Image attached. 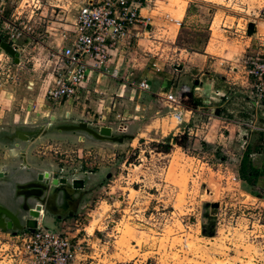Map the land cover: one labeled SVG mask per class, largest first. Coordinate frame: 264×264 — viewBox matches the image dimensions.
Segmentation results:
<instances>
[{
  "label": "rangeland",
  "instance_id": "obj_1",
  "mask_svg": "<svg viewBox=\"0 0 264 264\" xmlns=\"http://www.w3.org/2000/svg\"><path fill=\"white\" fill-rule=\"evenodd\" d=\"M85 1L6 0L5 16L18 13L34 34L48 36L45 30L69 26ZM141 14L148 19L118 48L119 72L126 70L125 76L96 80L93 74L64 109L42 99L52 68L44 48L18 39L16 64L0 49V206L18 219L24 215L14 183L22 180L26 165L40 172L65 166L74 176L84 170L89 196L77 215L54 221L48 213L43 226L73 236L93 223L89 242L96 254L90 264H264V179L249 187L237 174L245 144H256L248 128L264 130L258 119H264V97L256 102L253 78L245 73L248 62L264 63V0H152ZM143 74L152 86L166 78L171 88L181 82L190 89L200 86V99L209 91L224 98L198 107L185 99L191 113L184 112L185 121L176 125L169 104L131 98L128 85L146 80ZM78 122L95 131L108 127L111 135L97 139L84 130L60 129ZM120 136L121 142L113 139ZM164 146V158L157 157ZM125 159L134 160L135 169L127 172L121 165ZM260 159L251 156L255 165ZM131 181L138 205L153 183L160 185L150 192L163 201H150L143 214L128 206L120 218L119 193ZM165 192L173 202L165 201ZM81 214H88L86 220L77 219ZM1 231L0 264H13Z\"/></svg>",
  "mask_w": 264,
  "mask_h": 264
},
{
  "label": "built area",
  "instance_id": "obj_2",
  "mask_svg": "<svg viewBox=\"0 0 264 264\" xmlns=\"http://www.w3.org/2000/svg\"><path fill=\"white\" fill-rule=\"evenodd\" d=\"M151 1L87 0L77 6L75 17L69 26L63 25L55 33L45 30L48 35L45 36L40 33L34 34L26 22L21 20L18 13L14 12L5 16L6 0H0V40L3 39V42L15 51V41L20 38L26 41L25 46L32 45L46 50V59L52 68L50 83L46 86L42 99L51 107L60 106L66 102H74L79 97L92 72L97 75L108 74L113 79L118 78L119 69L117 67H112L110 71L107 70L110 57L112 53L118 52L122 40L129 39L131 30L148 19L147 16L141 14V11L147 8ZM48 37L57 38L58 42L50 44ZM245 73L253 78L251 86L256 102L261 101L264 97V63L248 62ZM129 85L137 90L147 89L146 80L138 83L131 82ZM188 93L189 88L181 85L176 92L165 93L162 97L163 101L169 104V115L176 125L184 122L183 114L186 109L183 101ZM62 117L67 119L68 112L64 111ZM139 152L143 153L144 150H139ZM154 154L164 158L166 153L161 154V151H157ZM126 161L127 159L121 164L126 171V168L130 167L135 169L134 160ZM131 184L132 181L129 186ZM159 185L153 183L149 186V191L140 205H138L140 199L138 190L133 189L132 186L129 189L124 188L125 191L119 193L124 207L116 210L117 213H122L119 215L120 218H123L125 210H129L128 206H131L130 210L135 208V212L142 211L143 214L147 211L150 201L153 203L163 201L155 198V194L150 192L153 190L156 193L158 189L156 186ZM21 188H18V191L24 189ZM130 191L135 194L130 195ZM165 195H167L166 202L174 201L173 198L168 200L173 197L171 193L165 192ZM85 215L88 216V214ZM86 216L82 218L81 214L77 219L86 220ZM35 221L36 226L31 230L22 228L9 232L1 231L5 235L4 244L10 248L13 264H73L74 262L90 264L93 262V256L96 253L93 244L89 242L91 234L86 233V227L77 229L75 234L70 236L68 233L56 232L43 226L41 211ZM79 231L83 234H79ZM146 261L143 264H150V261L148 263Z\"/></svg>",
  "mask_w": 264,
  "mask_h": 264
},
{
  "label": "flooded vegetation",
  "instance_id": "obj_3",
  "mask_svg": "<svg viewBox=\"0 0 264 264\" xmlns=\"http://www.w3.org/2000/svg\"><path fill=\"white\" fill-rule=\"evenodd\" d=\"M73 170H70V168L66 169L65 166H55L54 171L37 172L33 179H28L20 183L24 186V189H21H23L25 194H20L17 197L20 198L22 210L25 213L19 216V219L21 221L27 219L29 211L37 208V215L41 211L44 219L45 214L49 213L54 221L63 218L70 219L77 215L78 209L81 208V205L89 196V190L84 183V179H87L88 172L84 170L78 172L75 170L78 173L77 176H74L72 173ZM81 175H84V178L80 177ZM75 179L82 181L81 188L75 189L71 187V183ZM30 200H33L31 207L28 206ZM47 201H52L53 211H48L45 208Z\"/></svg>",
  "mask_w": 264,
  "mask_h": 264
},
{
  "label": "crops",
  "instance_id": "obj_4",
  "mask_svg": "<svg viewBox=\"0 0 264 264\" xmlns=\"http://www.w3.org/2000/svg\"><path fill=\"white\" fill-rule=\"evenodd\" d=\"M48 42V41H47ZM58 42V40H57V38H54L53 40H50L49 41V43L50 44H52V43H57ZM119 52H114V53H112V56L110 57V62L108 63V65H107V70L108 71H110L111 69H112V67H117L118 69H119ZM117 56V57H116ZM113 62V65H110L111 63ZM120 71V70H119ZM125 73H127L126 72V70H122V72L120 73V72H118V78L117 79H114V80H119L120 78H122L123 76H125ZM93 74L96 76V80H99L100 79V77H103V76H109L108 74H103V75H97L95 72H92V73H90L89 74V77H88V79H87V81L90 79V77L91 76H93ZM94 76V77H95ZM143 76H145L147 79H146V82H147V89L146 90H137V89H133V88H131V86L130 85H128L127 83V85L128 86H130V87H128L129 88V91H130V95L132 96L131 98H133L134 97V99L136 98L137 99V102H139L140 101V99H141V102H143L142 104H146V105H155V102H163V99H162V97L164 96V94L165 93H171V92H173L175 89H177L179 86H181V85H185L183 82H181L179 85H176V86H174V87H168V84L165 82V81H168V79H164V81H162V82H160L158 85H154V86H152V84H151V80H150V78H149V75L148 74H143L142 75V77ZM110 77V76H109ZM140 77H141V75H140ZM113 79V78H112ZM142 80H145V79H142ZM180 81H183V78L182 77H180ZM213 80H212V78H210V82H212ZM125 82L126 81H124V82H122V84H120V86H119V89H118V91H123V89H125ZM131 83V82H130ZM129 83V84H130ZM185 86H187V85H185ZM200 89V86L198 87V86H193L192 87V89H190L189 88V95L187 94V96L185 97V99L187 100V102H222V100H223V98H224V96L221 94V95H219L218 96V99H216L215 98V92L216 91H214V94L212 93V91H209L208 92V94H205L204 95V97H202L201 99H200V96L202 95V94H198L196 91H198ZM227 89H229V87H227ZM211 90V89H210ZM117 96H120V94H117ZM188 96L190 97L189 99V101H188ZM206 97H207V99H206ZM135 99V100H136ZM184 99V100H185ZM205 99V100H204ZM210 100V101H209ZM212 100V101H211ZM137 102H135V107H137ZM71 103H73V102H71ZM70 102H66V103H64L63 105H60L59 107H61V109L63 108H65V107H67V105L68 104H71ZM76 104L78 103V102H75ZM104 103H106V102H104ZM199 103H198V105H196L197 107L199 106ZM141 104V105H142ZM140 105V106H141ZM186 109V108H185ZM68 112L69 110H65V112ZM195 111V110H194ZM185 113H188V114H190L191 113V110H186V112ZM168 114H169V110H168ZM190 117H188L187 119H186V123H187V121H188V119H189ZM183 119H184V114H183ZM185 121V120H184ZM253 128V129H252ZM256 129H254V127H249L248 128V136L250 137V133L252 132V131H255ZM191 133V132H190ZM187 135L189 134V132H187L186 133ZM244 149V148H243ZM243 152V151H242ZM242 154V153H241ZM252 155H254V154H252ZM251 155V156H252ZM240 159V158H239ZM27 166V168H26V170H24V172H23V175H22V180L20 181V182H23V181H26V180H28V179H33V177H34V175H35V173H37V172H40V170H38L37 171V167H33L32 165H26ZM34 170V171H33ZM20 182H19V184H20ZM18 184H15L14 183V186L16 187ZM13 186V187H14ZM15 197H17V195H14ZM8 210H10V209H8ZM10 211H12V212H15V211H13V210H10Z\"/></svg>",
  "mask_w": 264,
  "mask_h": 264
},
{
  "label": "water",
  "instance_id": "obj_5",
  "mask_svg": "<svg viewBox=\"0 0 264 264\" xmlns=\"http://www.w3.org/2000/svg\"><path fill=\"white\" fill-rule=\"evenodd\" d=\"M247 35L252 34L253 29H252V24L248 25L247 27ZM0 49L2 51H5L13 60V63L16 64L18 62V53L11 48L7 43L3 42L0 40ZM61 130H68V131H74L76 129L78 130H84L87 133L91 134L93 137L97 139H101L103 137H107L111 135V129L108 127H100L97 129V131L88 128L86 123L84 122H78L76 124H70V125H62L60 126ZM19 137V135H18ZM113 139L121 142L122 141V136L120 137H114ZM2 174L0 173V176ZM55 183V182H54ZM23 188L24 186L17 185L15 187L16 189V194L15 195H20V194H25L23 190L18 191V188ZM72 188H81L82 187V181L80 179H75L71 183ZM52 201H47L45 203V208L48 211H53V206H52ZM38 209V208H37ZM30 210L29 211V216L27 219L24 220V224L22 225L19 221V219L7 208L0 206V230L2 231H15V230H21L22 228L26 229H33L36 226V221L35 218L37 217V212L36 210ZM4 218H7L9 221L5 222Z\"/></svg>",
  "mask_w": 264,
  "mask_h": 264
},
{
  "label": "trees",
  "instance_id": "obj_6",
  "mask_svg": "<svg viewBox=\"0 0 264 264\" xmlns=\"http://www.w3.org/2000/svg\"><path fill=\"white\" fill-rule=\"evenodd\" d=\"M3 41V39H2ZM189 95V94H188ZM190 96V95H189ZM188 96V101L190 100ZM199 102H193L192 105L196 106ZM261 123L264 122V119L260 116L258 117ZM250 137L254 138L256 144L248 142L245 144L243 152L240 156L237 168V174L239 179L245 183L247 186H254L259 179H264V130H255L250 133ZM167 146L163 147L161 152H166ZM256 154L261 156V164L255 165L251 160V155ZM252 194V192H250ZM205 230L202 229V234ZM212 229L209 231L207 236L212 235Z\"/></svg>",
  "mask_w": 264,
  "mask_h": 264
},
{
  "label": "bare ground",
  "instance_id": "obj_7",
  "mask_svg": "<svg viewBox=\"0 0 264 264\" xmlns=\"http://www.w3.org/2000/svg\"><path fill=\"white\" fill-rule=\"evenodd\" d=\"M93 225H94V224L92 223L91 226L87 228V231H88L90 234L92 233V231H93V229H94V228H93ZM85 231H86V228H85ZM87 231H86V233L89 234Z\"/></svg>",
  "mask_w": 264,
  "mask_h": 264
}]
</instances>
